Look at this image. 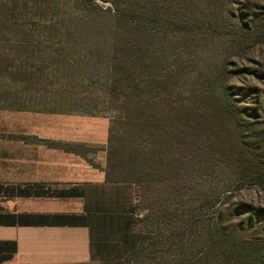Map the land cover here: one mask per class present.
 Returning <instances> with one entry per match:
<instances>
[{
	"label": "rangeland",
	"instance_id": "rangeland-1",
	"mask_svg": "<svg viewBox=\"0 0 264 264\" xmlns=\"http://www.w3.org/2000/svg\"><path fill=\"white\" fill-rule=\"evenodd\" d=\"M0 109L145 158L162 235L123 264H264V0H0Z\"/></svg>",
	"mask_w": 264,
	"mask_h": 264
},
{
	"label": "crops",
	"instance_id": "crops-1",
	"mask_svg": "<svg viewBox=\"0 0 264 264\" xmlns=\"http://www.w3.org/2000/svg\"><path fill=\"white\" fill-rule=\"evenodd\" d=\"M7 112L0 109V116ZM14 114L16 122L0 123V256L12 249V242L17 249L0 264L107 262L110 246L104 245L103 211L96 205L100 189L109 186L106 172L89 165L83 152L62 145L106 144L109 122L90 132L85 124L34 123L32 113ZM28 183L72 187L77 196L10 193V186Z\"/></svg>",
	"mask_w": 264,
	"mask_h": 264
},
{
	"label": "trees",
	"instance_id": "trees-1",
	"mask_svg": "<svg viewBox=\"0 0 264 264\" xmlns=\"http://www.w3.org/2000/svg\"><path fill=\"white\" fill-rule=\"evenodd\" d=\"M249 2L245 4L249 5ZM260 12L251 9L247 14L256 17ZM240 26H247V21H242ZM138 125L142 126L143 122ZM113 144L112 140H109V147L107 148L109 166L105 170L106 183L109 186H103L100 189L99 204L96 205L103 211L102 226L106 230L103 240L108 241L104 245L106 247L110 246L109 256L111 257L107 259V262L109 264H123L126 260L136 259L144 249L150 246L149 244H155V239L162 235V227L158 226L159 221L152 224L153 227L149 229L139 227L141 223L145 225L150 223L149 220L152 218V211L149 212L148 216H138L142 210L149 208L140 206L142 202L141 187L145 182L142 173L147 165L145 158L142 156L139 159L137 156H133L132 152L134 150L124 151V147H116ZM62 146L67 150L80 152L79 145L72 147L69 144H63ZM117 153L121 155L119 159L115 160ZM115 170H117V173L114 172ZM10 187L7 186V188H10L12 195L77 196L72 187L59 188L45 186L40 183L12 185ZM165 214L166 210L161 213L160 222L165 220ZM12 245L13 247L8 253L0 256V261L13 256L17 249L16 242H12ZM230 256L226 255L227 261L234 257L233 254H230Z\"/></svg>",
	"mask_w": 264,
	"mask_h": 264
}]
</instances>
